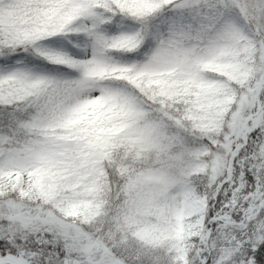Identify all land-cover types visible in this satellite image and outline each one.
<instances>
[{
	"label": "snow or ice",
	"instance_id": "6c2138e0",
	"mask_svg": "<svg viewBox=\"0 0 264 264\" xmlns=\"http://www.w3.org/2000/svg\"><path fill=\"white\" fill-rule=\"evenodd\" d=\"M0 264H264V0H0Z\"/></svg>",
	"mask_w": 264,
	"mask_h": 264
}]
</instances>
